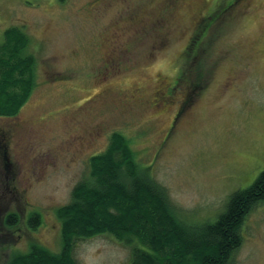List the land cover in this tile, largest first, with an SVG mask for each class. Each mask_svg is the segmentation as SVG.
Returning a JSON list of instances; mask_svg holds the SVG:
<instances>
[{
  "label": "rangeland",
  "instance_id": "rangeland-1",
  "mask_svg": "<svg viewBox=\"0 0 264 264\" xmlns=\"http://www.w3.org/2000/svg\"><path fill=\"white\" fill-rule=\"evenodd\" d=\"M107 1L0 0V46L23 29L36 69L27 102L0 116L5 136L21 123L12 141L0 135V264L32 244L62 249L59 210L113 133L186 224L216 221L264 171V0ZM102 125L90 144L72 141ZM11 214L19 223L7 226ZM242 233L229 264H264V202ZM73 257L131 264V246L98 235L75 240Z\"/></svg>",
  "mask_w": 264,
  "mask_h": 264
},
{
  "label": "trees",
  "instance_id": "trees-1",
  "mask_svg": "<svg viewBox=\"0 0 264 264\" xmlns=\"http://www.w3.org/2000/svg\"><path fill=\"white\" fill-rule=\"evenodd\" d=\"M4 38L0 116L11 117L29 99L36 69L35 58L25 52L29 41L23 29H8ZM72 197L59 210L62 249L53 253L32 244L8 264H78L73 257L75 240L104 234L131 246V264H229L244 240L247 216L264 202V171L251 186L231 195L216 221L186 224L176 216L163 188L140 166L129 140L116 132L107 150L90 160L89 175L76 185ZM39 215L28 218L32 229L39 226ZM18 219L9 215L7 226L18 224Z\"/></svg>",
  "mask_w": 264,
  "mask_h": 264
},
{
  "label": "flooded vegetation",
  "instance_id": "flooded-vegetation-1",
  "mask_svg": "<svg viewBox=\"0 0 264 264\" xmlns=\"http://www.w3.org/2000/svg\"><path fill=\"white\" fill-rule=\"evenodd\" d=\"M100 1H101V3L103 5H106V2H108L107 0H106V2H104L103 0H100ZM237 1L238 0H235L236 3H237ZM101 3H99V4H101ZM175 4H176V0H170L169 1V5H170L169 7H172L173 8L175 6ZM229 8H230V6H229ZM207 29H206V31H207ZM197 36H199V35H197ZM195 39H196V37H195ZM195 39H193V40H195ZM193 40H192V42H194ZM163 45H165V42H163L162 46ZM187 49H189V47H187ZM113 50H114V54L111 55L110 57H108L107 61H106V58H105V61H106L105 65L107 67L110 66L114 62V60H115V58H114V56H115V49H113ZM18 129H21V123L20 122H15L14 124H12L10 126L9 132H7L6 136L4 135V133H0V135H1V137H2L3 140L6 139V141L7 140L12 141L14 139V136H16V135L18 136L19 135L17 133V130ZM103 129H104V125H102V127H100L99 130L97 132H95V133L89 132L88 133V139H85L84 140V138L81 137V136H75V137H73L72 141L73 142L80 141L81 144H82V146H85V143H86V145H88V144H90L94 140V138H95L96 135L97 136H101ZM87 132H86V134H87ZM16 143H17V146H18V149L19 150H21V151H24L25 150V148H26V144L25 143L26 142L23 141V139L17 140ZM70 146H72V145L70 144Z\"/></svg>",
  "mask_w": 264,
  "mask_h": 264
}]
</instances>
